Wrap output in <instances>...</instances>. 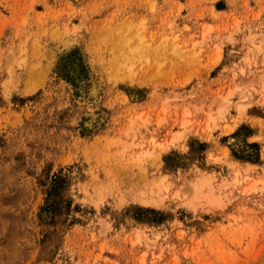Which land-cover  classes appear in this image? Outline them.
<instances>
[{"label": "rangeland", "instance_id": "rangeland-1", "mask_svg": "<svg viewBox=\"0 0 264 264\" xmlns=\"http://www.w3.org/2000/svg\"><path fill=\"white\" fill-rule=\"evenodd\" d=\"M0 264H264V0H0Z\"/></svg>", "mask_w": 264, "mask_h": 264}, {"label": "bare ground", "instance_id": "bare-ground-1", "mask_svg": "<svg viewBox=\"0 0 264 264\" xmlns=\"http://www.w3.org/2000/svg\"><path fill=\"white\" fill-rule=\"evenodd\" d=\"M110 33H111V32H110ZM123 38H124V37H123ZM118 50H119V49H118ZM126 59H127V58H126ZM114 62H117V59H116V61H114ZM124 62H125V61H124ZM31 68H32V67H31ZM25 92H26V91H25ZM141 198H143V197H141ZM138 199H139V198H138ZM145 199H146V198H145ZM147 200H148V199H147ZM139 201H141V200H139ZM154 201H155V200H154ZM143 202L146 203V204H148V203L150 204L149 201H145V200H144ZM143 202H142V203H143ZM155 202H156V201H155ZM155 204H156V203H155Z\"/></svg>", "mask_w": 264, "mask_h": 264}]
</instances>
